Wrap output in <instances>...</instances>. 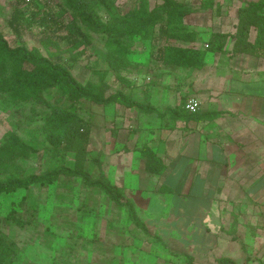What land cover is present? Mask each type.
I'll return each instance as SVG.
<instances>
[{
    "label": "crops",
    "instance_id": "obj_1",
    "mask_svg": "<svg viewBox=\"0 0 264 264\" xmlns=\"http://www.w3.org/2000/svg\"><path fill=\"white\" fill-rule=\"evenodd\" d=\"M259 1L231 0L227 26L213 33L235 34L238 10ZM256 36L252 29L250 41ZM233 44L209 55L201 69L165 68L138 99L150 96L153 113L106 107L108 115L121 111L136 125L117 138L114 131L104 134V174L163 243L186 245L205 261L215 253L216 264H264V57H231ZM189 98L199 100L200 110L175 119L169 110ZM141 142L162 159L160 175L145 170ZM200 246L205 252L196 251Z\"/></svg>",
    "mask_w": 264,
    "mask_h": 264
},
{
    "label": "rangeland",
    "instance_id": "obj_2",
    "mask_svg": "<svg viewBox=\"0 0 264 264\" xmlns=\"http://www.w3.org/2000/svg\"><path fill=\"white\" fill-rule=\"evenodd\" d=\"M163 1L118 0L117 4L126 12L138 8L140 2L151 10ZM177 1L194 7L201 3V0ZM220 2L223 3L219 11H199L186 18L188 28L199 35L198 47L208 40L215 26H227L224 19L230 17L231 0ZM69 21L71 16L59 0H0V33L11 47L41 48L45 56L54 54L50 59L68 68L81 83L97 80L96 70H108L104 60L105 39L91 33L92 46L86 57L74 61L68 51L86 33L70 34L65 27ZM129 45L132 60L141 64L130 74L134 96L140 99L147 86L157 82L166 68L162 65L166 41L160 34H154ZM107 82H114L112 72L108 73ZM113 88L119 89L116 84ZM46 98L79 115L89 125L87 168L92 179L97 180L101 171L104 173V134L114 131L119 137L118 131H129L136 125L134 118L121 111L108 115L106 107L87 101L74 104L62 100L56 89L46 94ZM49 115V109L43 105L13 103L0 93V151L11 136L20 138L29 147L28 153L11 159L0 154V174L27 180L74 168L75 155L54 150L43 133ZM128 138L129 135L125 140ZM0 235L14 250L12 264H216L215 253H210L205 261L201 252L185 251L186 245L163 243L156 231L137 228L124 207L115 204L100 189L88 187L80 178L60 176L52 183H34L28 189L0 196ZM205 248L200 246L196 251L205 252Z\"/></svg>",
    "mask_w": 264,
    "mask_h": 264
},
{
    "label": "trees",
    "instance_id": "obj_3",
    "mask_svg": "<svg viewBox=\"0 0 264 264\" xmlns=\"http://www.w3.org/2000/svg\"><path fill=\"white\" fill-rule=\"evenodd\" d=\"M59 1L71 16V21L65 26L68 32L86 33L69 49L71 59L77 62L83 60L92 46L90 34H96L105 39L104 60L108 70H96L97 80L81 83L68 68L50 59L54 54L45 56L38 47H11L0 33V93L13 103L35 102L48 108L50 115L43 125L48 143L57 152L75 155L73 169H63L43 178L23 180L0 174V196L28 189L34 183H52L60 176L80 178L88 187L100 189L111 201L124 207L131 223L145 230L134 204L125 197L123 189L118 188L102 171L97 180L92 179L87 168L89 125L82 117L58 103L52 104L46 94L56 89L60 91L62 100L74 104L87 101L101 107L119 105L144 114L153 113L155 110L150 96L145 95L142 101L134 96L135 85L130 74L141 64L132 60L129 43L160 34L166 41L162 47V64L169 71L205 67L208 56L224 53L230 39L234 40L231 57L238 54L264 57V0L247 3L238 10L235 34L211 33L201 47H198V33L188 28L186 18L199 11H218L221 5L216 0H201L198 7L177 0H164L151 10L144 2H140L138 8L126 12L117 4L118 0ZM252 29L257 33L254 43L250 41ZM109 72L114 74L112 84L107 82ZM114 84L119 89H114ZM186 102V99H182L178 107L169 110L175 119L195 115L186 110ZM28 150L29 147L20 138L11 136L0 154L11 159L28 153ZM138 150L148 173L160 175L165 171L162 159L147 144H142ZM13 257L12 246L0 235V264H12ZM218 263L237 264L230 259H220Z\"/></svg>",
    "mask_w": 264,
    "mask_h": 264
},
{
    "label": "built area",
    "instance_id": "obj_4",
    "mask_svg": "<svg viewBox=\"0 0 264 264\" xmlns=\"http://www.w3.org/2000/svg\"><path fill=\"white\" fill-rule=\"evenodd\" d=\"M185 108L190 114H197L200 110V102L196 98H189L185 104Z\"/></svg>",
    "mask_w": 264,
    "mask_h": 264
}]
</instances>
